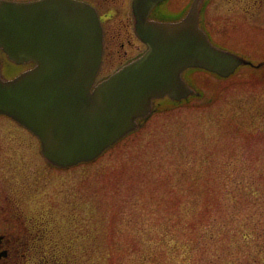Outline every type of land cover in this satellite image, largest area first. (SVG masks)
I'll list each match as a JSON object with an SVG mask.
<instances>
[{"label":"rangeland","instance_id":"rangeland-1","mask_svg":"<svg viewBox=\"0 0 264 264\" xmlns=\"http://www.w3.org/2000/svg\"><path fill=\"white\" fill-rule=\"evenodd\" d=\"M232 5L212 0L207 17L228 22L226 48L264 61V12L252 19ZM2 60L5 78L23 69ZM193 78L200 97L153 112L67 169L49 166L37 140L0 116V187L19 179L29 211L49 209L50 236L70 264H264V69Z\"/></svg>","mask_w":264,"mask_h":264},{"label":"water","instance_id":"water-1","mask_svg":"<svg viewBox=\"0 0 264 264\" xmlns=\"http://www.w3.org/2000/svg\"><path fill=\"white\" fill-rule=\"evenodd\" d=\"M158 1L133 0L135 31L145 51L95 82L102 27L92 5L0 0V52L28 65L5 78L0 54V114L35 134L49 163L66 168L92 161L138 128L155 100L200 95L183 76L189 68L227 78L240 66L264 65L209 39L199 24L204 0H191L174 21L150 17Z\"/></svg>","mask_w":264,"mask_h":264},{"label":"flooded vegetation","instance_id":"flooded-vegetation-1","mask_svg":"<svg viewBox=\"0 0 264 264\" xmlns=\"http://www.w3.org/2000/svg\"><path fill=\"white\" fill-rule=\"evenodd\" d=\"M83 1L96 8L102 25L103 47L100 72L103 75H107L114 68L146 49V45L135 31L133 0ZM211 1L204 0L199 24L214 44L221 47L230 46L226 43L227 36L223 35L229 31L228 22L223 19V16L216 19L207 17V8ZM229 2L233 4L232 8L235 7L238 13L248 18L253 19L264 12V0H229ZM190 3L191 0H159L151 10L150 17L163 21L178 20L184 15ZM115 14L124 15V18H120V24L116 28L109 23ZM111 54L118 56L115 64H111L113 62ZM17 126L24 138H26L25 135H30L36 142L35 135L24 127L18 124ZM9 181V179L3 181L0 187V264H70V258L65 256V251L55 248V245H58L56 238L54 240L50 236L54 231V223L45 213L49 209L41 212L29 211L27 208L28 194L21 187L20 180L18 179L16 185L12 186L8 184ZM44 218L46 224L43 222ZM38 247L44 250L41 255ZM21 249L23 252L18 254Z\"/></svg>","mask_w":264,"mask_h":264},{"label":"trees","instance_id":"trees-1","mask_svg":"<svg viewBox=\"0 0 264 264\" xmlns=\"http://www.w3.org/2000/svg\"><path fill=\"white\" fill-rule=\"evenodd\" d=\"M191 71L192 70H190V71H188V77H192V73H191ZM187 101H189V100H185L184 101V103L185 102H187ZM181 104H179V103H176V102H174V101H171V100H159L158 102H157V105H156V108H157V111H163V110H167V109H173V108H175V107H177V106H180ZM258 116H255V119L257 118ZM259 117H264L263 115H259ZM143 123H145L144 121H143ZM133 133V132H132ZM117 144V143H116ZM115 144V145H116ZM115 145H113V146H111L110 148H108L106 151H108V150H110V149H112ZM105 151V152H106ZM91 162H88V163H86V164H90Z\"/></svg>","mask_w":264,"mask_h":264}]
</instances>
